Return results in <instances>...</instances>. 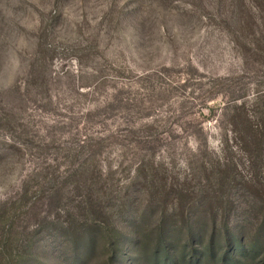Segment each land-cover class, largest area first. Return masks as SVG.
<instances>
[{"label":"rangeland","instance_id":"1","mask_svg":"<svg viewBox=\"0 0 264 264\" xmlns=\"http://www.w3.org/2000/svg\"><path fill=\"white\" fill-rule=\"evenodd\" d=\"M238 221L264 264V0H0V264Z\"/></svg>","mask_w":264,"mask_h":264},{"label":"trees","instance_id":"2","mask_svg":"<svg viewBox=\"0 0 264 264\" xmlns=\"http://www.w3.org/2000/svg\"><path fill=\"white\" fill-rule=\"evenodd\" d=\"M242 230L241 221H238L235 226L226 224L218 233L214 229L204 232L191 223L184 237L177 243L175 242L177 238L174 236L161 234L157 250L152 252L150 257L153 264H254L257 252L261 249L263 237L260 235L246 239ZM76 239L80 246H76L71 254L78 258L90 251L91 246H87L86 243L82 245L79 242V235ZM126 244L128 247L122 253L124 258L118 259V264L135 257L139 244L136 232L129 233ZM115 253L116 248L107 258L111 264H117Z\"/></svg>","mask_w":264,"mask_h":264}]
</instances>
